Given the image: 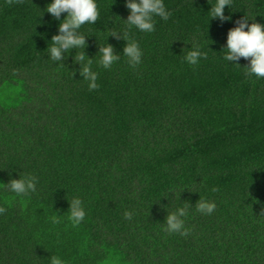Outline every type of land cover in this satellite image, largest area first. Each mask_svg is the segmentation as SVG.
I'll return each mask as SVG.
<instances>
[{
	"label": "trees",
	"instance_id": "obj_1",
	"mask_svg": "<svg viewBox=\"0 0 264 264\" xmlns=\"http://www.w3.org/2000/svg\"><path fill=\"white\" fill-rule=\"evenodd\" d=\"M49 2L0 0V183L21 171L38 178L26 209L15 201L0 214V264H49L53 254L65 264H264V79L222 50L244 15L264 24V0H231L227 22L209 20L207 0H165L169 20L131 32L140 65L122 57L104 69L96 55L95 90L71 57L48 58L59 23L43 13ZM97 5L98 21L80 30L89 57L129 14L124 0ZM107 43L122 53L124 41ZM191 44L207 53L198 65L183 59ZM170 189L177 197L163 198ZM199 194L214 213L196 211ZM73 197L84 221L52 223ZM188 203L189 234L163 232L161 205Z\"/></svg>",
	"mask_w": 264,
	"mask_h": 264
},
{
	"label": "clouds",
	"instance_id": "obj_2",
	"mask_svg": "<svg viewBox=\"0 0 264 264\" xmlns=\"http://www.w3.org/2000/svg\"><path fill=\"white\" fill-rule=\"evenodd\" d=\"M207 2L210 5L207 11L209 20L219 19L222 22L231 20V17L226 16L224 11L226 6L229 8L231 0H215L212 4L209 3V0ZM124 6L129 13L127 18L122 20L118 17L125 22V28H110L105 46L100 47L98 45L96 54L89 57L85 52L86 38L89 35L82 34L80 30L82 26L86 24L94 25L98 21L100 13L97 0H50L44 7L43 13L50 14L59 23L56 34L51 36L49 40L51 43L50 45L47 44L45 49L48 58L53 62L64 65L63 62L71 57L73 64L78 65L80 77L88 83L89 90H95L99 87L97 83L99 73L92 68L97 54H99V58L96 62L104 69H110L122 57L126 58V62L130 67L136 68L142 63L144 53L139 42L132 38V30L152 33L156 28L155 18L159 17L167 21L172 13L167 8L165 0H124ZM62 14H64L63 18H61ZM254 17L255 15L251 17L244 15L236 21L235 27L229 29L226 44L222 49L225 50L223 59L240 66L239 61L243 58L248 61V66L243 67L247 70V75L264 79V24L259 22L249 23V20ZM110 36L116 40L124 41L122 53H117L114 46L107 43V38ZM77 49H82V51L77 52ZM188 49L190 51L184 54L183 59L191 65H198L201 59L207 57V53L203 52L199 45L193 47L191 44ZM73 50H75L74 54ZM75 71L76 69L72 71V77ZM37 183L38 178L32 174L21 171L18 173V178H12L10 174L7 183H0V192L6 190L9 193L8 196L2 198L4 203H0V214L7 211L5 204L11 206L15 201L20 203L22 209H26L29 201L25 198L36 192ZM182 191L178 194L179 200ZM213 191H217V189H213ZM169 194H171V199L177 197V193L172 189L162 197L168 199ZM68 203L67 211L63 214H57V211H54L51 221L52 223H60L61 217H66L73 227H78L86 216L84 202L79 197H73ZM191 205L188 203L182 207H177L171 212L167 210L168 205H161L167 212L163 223H161L162 231L168 234L178 233L181 236H187L189 230L185 226V220L190 215ZM195 205L196 211L203 215H211L217 207L215 201L203 198L200 194ZM124 216L125 219L131 220L133 213L126 211ZM48 259L49 264H65L64 259L59 255H50Z\"/></svg>",
	"mask_w": 264,
	"mask_h": 264
}]
</instances>
